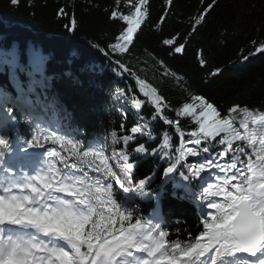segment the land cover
<instances>
[{
	"label": "snow or ice",
	"instance_id": "snow-or-ice-1",
	"mask_svg": "<svg viewBox=\"0 0 264 264\" xmlns=\"http://www.w3.org/2000/svg\"><path fill=\"white\" fill-rule=\"evenodd\" d=\"M11 3L15 6L18 0ZM124 3L127 13L113 10L111 18L125 26L113 43L97 46L106 56L130 55L138 32L150 19L149 0ZM217 3L201 0L204 6L189 21L190 35L203 26ZM173 4L166 0L160 25ZM59 14L66 13L61 9ZM71 24L69 31L75 28L74 18ZM180 35L162 41L172 55L186 49ZM257 53L264 54V43L250 55ZM27 54L31 71L25 87L16 74V45L0 51V66L10 69L17 91L13 99L0 90V264H264V110L235 105L222 112L203 95H191L190 102L171 109L159 87L116 59L119 74L131 77L143 97L132 88L116 89L117 100L125 95L122 114L133 112L137 123L92 135L72 127L70 114L55 98L41 99L36 90L45 89L51 80L44 71L49 57L33 45ZM198 55V63L205 66L202 50ZM248 59L243 56L241 63ZM156 66L183 87L162 60L156 59ZM221 71L215 69L210 78ZM127 92L132 93L130 103ZM144 107L151 109L150 119L141 114ZM14 110L29 125V138L20 135ZM166 110L176 119L164 115ZM181 118L194 121L193 130H182ZM158 120L174 129L178 146L166 131L151 151L137 144L139 138L155 139L152 127ZM149 157L167 163L155 190L150 185L159 167L136 179V170ZM189 157L198 162L189 163ZM169 183L172 198L200 205L198 234L187 232L181 239L180 228L174 233L166 228L169 222L158 209ZM153 200L156 208L143 215L140 204ZM173 234L176 239L170 238Z\"/></svg>",
	"mask_w": 264,
	"mask_h": 264
},
{
	"label": "trees",
	"instance_id": "trees-1",
	"mask_svg": "<svg viewBox=\"0 0 264 264\" xmlns=\"http://www.w3.org/2000/svg\"><path fill=\"white\" fill-rule=\"evenodd\" d=\"M207 2L210 0H205ZM149 5L150 19L138 32L132 53L117 57L106 56L97 50V46L104 48L113 43L125 26L121 20L111 18L113 10L127 13L124 0H18L15 6L11 0H0V51L11 50L16 45L19 63L16 74L27 87L29 76L20 71L21 67L31 71L27 49L29 45L42 47L49 57L45 75H52V78L45 93L41 89H37V93L42 100L45 96L49 101L55 98L70 114L68 123L92 135L111 130L119 132L122 124L130 129L137 123L134 114H121L112 102L116 89L132 88L138 98H143L135 88L134 80L119 74L114 63L116 59H122L138 71L141 78L159 87L171 109L190 102L191 95H203L222 112L235 105L264 110V54L250 55L264 43V0H218L194 35H190L189 21L204 6L201 0H174L171 13L162 25L160 17L166 11V0H149ZM61 9L65 15L59 14ZM73 18L75 28L69 31ZM178 33L181 34L180 41L186 43V49L182 54L172 55L171 49L162 41ZM201 50L205 66L198 63ZM149 54L162 60L170 72L180 77L183 87L178 86L175 79L164 77V68L157 67L156 59L150 58ZM243 56H249V59L241 63ZM0 68L9 69L7 66ZM217 68L222 71L210 78V73ZM69 72L73 73L71 77L66 75ZM0 85L16 95L8 72L0 71ZM131 95V92L126 93L128 100ZM124 98L121 99L123 104ZM13 114L20 121V135L29 138L18 111L14 110ZM141 114L150 119L152 111L144 107ZM164 115L176 119L173 111L166 110ZM236 118L241 117L236 114ZM180 126L189 132L195 124L188 118H181ZM152 131L155 136L152 142L139 138L137 144L144 143L151 151L161 143L159 134L166 131L173 138V145L178 146V135L163 121H156ZM135 147L136 144L131 145L129 152ZM166 166L167 163L159 158L149 157L136 170V179L149 176L159 167L160 172L150 185L155 190L161 184ZM193 187L196 188L195 183ZM170 190L168 184L162 198L164 218L169 222L166 228L173 233L180 228L181 239L186 238L187 232L198 234L201 215L197 212L196 202L175 200L168 195ZM140 207L142 214L147 215L154 203L142 202ZM170 238L177 237L173 234Z\"/></svg>",
	"mask_w": 264,
	"mask_h": 264
},
{
	"label": "rangeland",
	"instance_id": "rangeland-1",
	"mask_svg": "<svg viewBox=\"0 0 264 264\" xmlns=\"http://www.w3.org/2000/svg\"><path fill=\"white\" fill-rule=\"evenodd\" d=\"M115 98H116V97H115ZM116 100H117V99H116ZM117 101H118V100H117ZM119 111H120L121 113L123 112V110H122V109H119ZM196 162H197V161H196ZM196 162H195V163H196ZM189 163H190V162H189ZM199 209H200V207H199Z\"/></svg>",
	"mask_w": 264,
	"mask_h": 264
}]
</instances>
